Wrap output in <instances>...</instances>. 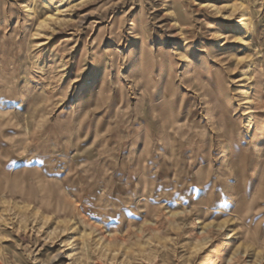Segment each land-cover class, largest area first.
I'll use <instances>...</instances> for the list:
<instances>
[{
    "label": "rangeland",
    "instance_id": "374dc122",
    "mask_svg": "<svg viewBox=\"0 0 264 264\" xmlns=\"http://www.w3.org/2000/svg\"><path fill=\"white\" fill-rule=\"evenodd\" d=\"M0 264H264V0H0Z\"/></svg>",
    "mask_w": 264,
    "mask_h": 264
},
{
    "label": "crops",
    "instance_id": "0c3cea01",
    "mask_svg": "<svg viewBox=\"0 0 264 264\" xmlns=\"http://www.w3.org/2000/svg\"><path fill=\"white\" fill-rule=\"evenodd\" d=\"M145 72H146L145 79L147 81V88H146L147 94L144 93L143 95L145 98V107H144L145 113H142V111L138 113L139 115H141L139 119L145 117V122L143 123L140 120L141 121L140 128L137 127V129H134L133 132L130 133L131 135L134 136L133 139L142 140V141L151 140V136L153 135L152 124L157 123L163 118L162 111L165 110L167 107L161 87L162 80L160 79V77H156V78L152 77L151 72L148 71ZM153 102L156 103L154 104ZM169 108L175 109V107L170 104H169Z\"/></svg>",
    "mask_w": 264,
    "mask_h": 264
},
{
    "label": "bare ground",
    "instance_id": "6f19581e",
    "mask_svg": "<svg viewBox=\"0 0 264 264\" xmlns=\"http://www.w3.org/2000/svg\"><path fill=\"white\" fill-rule=\"evenodd\" d=\"M44 22H45V20L42 21V23H44ZM104 241H105V240H104ZM105 242H106V241H105Z\"/></svg>",
    "mask_w": 264,
    "mask_h": 264
}]
</instances>
